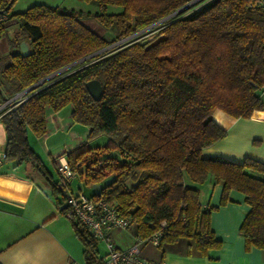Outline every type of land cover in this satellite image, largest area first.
Masks as SVG:
<instances>
[{"label":"trees","instance_id":"obj_1","mask_svg":"<svg viewBox=\"0 0 264 264\" xmlns=\"http://www.w3.org/2000/svg\"><path fill=\"white\" fill-rule=\"evenodd\" d=\"M15 0H0V38L6 21L16 19L15 35L0 70V106L50 74L114 42L129 38L162 20L191 0H84L96 5L92 14L36 4L11 13ZM120 10L107 13V6ZM252 5V6H250ZM91 18L113 39L98 36L81 20ZM150 41L123 44L98 55L61 77L25 94L0 110L5 134L3 163L35 176L60 208L67 186H61L28 141L46 132V110L70 106L73 123L89 129L88 140L107 137L103 147L87 142L65 154L70 170L92 186L113 180L90 197L115 204L118 213L142 239L161 231L157 246L184 241L187 255L207 256L222 243L210 227L214 207H201L198 185L210 180L222 186L220 205L231 190L249 206L239 233L245 250L264 248V163L245 158L234 162L212 158L204 149L223 139L226 130L212 116L249 118L264 111V7L254 0H212L186 17L160 24ZM26 42L27 56L20 53ZM101 85L98 100L85 83ZM220 111V112H219ZM214 114V115H213ZM230 118V119H231ZM116 149L119 162L100 155ZM26 167H29L27 169ZM64 214V210H60ZM164 222V226L160 224ZM84 246V264H101L98 242L71 221ZM129 225V226H130Z\"/></svg>","mask_w":264,"mask_h":264},{"label":"crops","instance_id":"obj_2","mask_svg":"<svg viewBox=\"0 0 264 264\" xmlns=\"http://www.w3.org/2000/svg\"><path fill=\"white\" fill-rule=\"evenodd\" d=\"M81 22L83 24V20ZM8 23L14 29L8 33L9 27L6 28V34L0 38L1 57L7 55L8 39L15 35L17 29L16 19ZM230 118L220 116L215 120L226 130V135L204 149L203 154L234 162L249 158L264 163V111L253 112L249 118ZM76 126L71 121L69 108L58 113L46 110L47 132L39 140L43 141L45 153L52 165L57 164L58 158L66 160L65 154L79 144L87 142L89 145V129L82 125L79 135L73 131ZM68 131L70 139L62 144V154L56 158L57 150L52 153L54 146L50 140L56 134L63 132L66 135ZM29 144L35 151L34 146ZM4 145L5 134L0 124V147ZM56 174L52 173L55 179ZM26 175V171L13 169L9 164L2 162L0 165V264H68L71 261L84 264V246L75 235L71 221L60 212L65 201L58 208L43 181ZM72 180L67 185L69 193H73L70 190ZM197 187L201 207H214L210 213V227L221 241V248L209 250L207 256L200 257L196 254L187 255L184 241L161 248L144 244L140 247V256L161 264H264V248L251 247L245 250L244 239L239 233V227L249 211L244 194L231 190L226 204L220 205V184L208 180ZM116 231L109 233L114 246L125 249L133 243L134 226L121 235H117ZM98 244L100 257L103 253Z\"/></svg>","mask_w":264,"mask_h":264},{"label":"built area","instance_id":"obj_3","mask_svg":"<svg viewBox=\"0 0 264 264\" xmlns=\"http://www.w3.org/2000/svg\"><path fill=\"white\" fill-rule=\"evenodd\" d=\"M254 4L264 7V0H254ZM5 19L6 17L0 14V24ZM24 99L25 95L11 98L0 106V110L6 105L13 104L14 102L17 104ZM4 148V146L0 147V165L4 159ZM55 170L60 185L64 187L76 176V173L70 170L66 160L62 157L58 158ZM65 205L64 217L69 221L80 223L92 238L98 243H103L105 252L100 256L101 264H161L140 256V247L142 245L148 244L152 247L159 245L162 236L161 231H157L144 239L135 237L129 247L120 249L110 241L109 233L114 230H126L130 222L129 219L118 213L115 204L102 198L86 197L81 192L77 194L67 192ZM160 225L164 226V222ZM262 238H264V232H262ZM68 264L82 263L71 261Z\"/></svg>","mask_w":264,"mask_h":264},{"label":"rangeland","instance_id":"obj_4","mask_svg":"<svg viewBox=\"0 0 264 264\" xmlns=\"http://www.w3.org/2000/svg\"><path fill=\"white\" fill-rule=\"evenodd\" d=\"M212 0H191L188 3V6L182 10L181 12H179L178 14L175 15V17L181 18V17H186L188 15H191L195 12H197L198 10L202 9L205 5H207L208 3H210ZM36 4H43V5H48V6H57V7H61V8H66V9H72L75 11H81L83 13H89L92 14L96 11V5H94L93 3H87L84 0H15L12 8H11V13H18L21 12L25 9H27L30 6L36 5ZM120 10L119 7L117 6H107L106 12L107 13H111V12H115ZM83 20V24L85 26H87L90 30H92L94 33L99 34L98 36H104L107 37L108 39H113V34H111V32L109 31H105L96 21H94L91 18H85L82 19ZM164 23V22H163ZM160 24H156L152 27L149 26V28L147 29H143L142 31L138 32L137 34L131 36L130 38L121 41V42H114L111 45V47H109L108 49L104 50L103 52L90 57L80 63H77L65 70H63L62 72L58 73L57 75H55L52 78H57V77H61L63 75H66L72 71L75 70V67L87 60H91L93 58H95L96 56L98 57V55H103L105 53L110 54L116 50H119L120 48H122L123 44L131 43V42H144V41H150L156 34L157 30L159 28H157ZM10 25L8 23V21H6L3 24V28L6 29L8 28ZM13 28L7 29L8 33H12L13 32ZM26 43V42H25ZM5 61H2L0 63V70L1 68L4 66ZM52 78H50L49 80H51ZM42 85V84H41ZM12 97H10L9 99H11ZM19 98V97H18ZM261 101L264 102V94L260 95ZM8 99V100H9ZM3 105V104H2ZM68 108L70 109V106H68ZM68 108H65V111H67ZM220 112V111H219ZM222 113V112H221ZM221 113H216L214 116H212L214 118V120H218V118L220 116H226V114L224 115ZM228 117V116H227ZM82 125L81 124H77V126L73 129L74 133H78L80 135L81 133V129H82ZM70 131V130H69ZM69 131L67 132V134L65 135L63 132H60L58 134H56L55 136H53L51 138L50 141H52V144L54 146L53 152L55 153L56 158L62 154L61 150H63V145L64 143H66V140L70 139V134ZM40 138H36L35 136H33L30 132L28 133V141L34 146L35 152L36 154L39 155V157L41 158L42 162L44 165H47V167H49V169L52 171L53 175L56 174L55 170L53 169V166H55L56 169V165L57 164H53L51 163L50 160H48V155L47 153H45V146L43 144V141L39 140ZM107 141V137L105 135H101L98 136L94 139H91L89 141V146L91 148H95V147H103L106 144ZM100 157L102 159H104L105 157H113L115 158L117 161L122 162L125 161L126 159L124 158V156L122 154L119 153L118 150L113 149V150H108L107 152H103ZM57 176V174H56ZM77 177V176H76ZM70 190L74 193L77 194L78 192H81L83 195H85L86 197H90L92 195L93 189L92 186H89L87 184H85L83 181L79 180L78 178H75L74 180H72L71 182V186H70ZM133 229V226H129L126 231L125 230H117L115 233H117V235H121L123 233H126L127 231H130ZM98 247L101 251V253L105 252V247L103 245V243L99 242Z\"/></svg>","mask_w":264,"mask_h":264},{"label":"water","instance_id":"obj_5","mask_svg":"<svg viewBox=\"0 0 264 264\" xmlns=\"http://www.w3.org/2000/svg\"><path fill=\"white\" fill-rule=\"evenodd\" d=\"M187 6H188V4L184 5L183 7L179 8L178 10H176V11L173 12V13H171V14L168 15L167 17H165V18H163L162 20H160V21L154 23V24L151 25L150 27H152V26H154V25H156V24L162 23V22L166 21L167 19H169V18L172 17V16H175L176 14H178L179 12H181L182 10H184ZM147 28H149V27H147ZM147 28H145V29H147ZM129 38H130V37H129ZM126 39H128V38H126ZM126 39H124V40H126ZM124 40H121V41H124ZM121 41H118V42H121ZM118 42H116V43H118ZM19 47H20V53H21V55H23V56H27L28 53H29L28 45H27L25 42H21ZM109 47H111V45H108V46H106V47H104V48H102V49H100V50H98V51H96V52H94V53H91V54H89V55H87V56H85V57H83V58L77 60L76 62H74V63H72V64H70V65H68V66H66V67H64V68H62V69H60V70H58V71L52 73V74H50L49 76L43 78L42 80L38 81L37 83L31 85L30 87H28V88L25 89L24 91L18 93V94L15 95L13 98H15L16 96H19V95H25V94L29 93L30 91L34 90V89L37 88L39 85L44 84V83L47 82L50 78L54 77L55 75H57L58 73L62 72L63 70H65V69H67V68H69V67H71V66H73V65H75V64H77V63H80V62H82V61H84V60H86V59H88V58H90V57H93V56H95V55H97V54L103 52L104 50L108 49ZM85 88H86L88 94H89L94 100H98V99H99V96H100V93H101V85H100V83H99L96 79H92V80L86 82V83H85ZM112 180H113V177L111 176V177L107 178L106 180H104L102 184H94V185H92V189H93V190H96V191L99 193L100 190H101V188H102L103 186L108 185ZM65 208H66V205L64 204V205L61 207V210H62V209L64 210Z\"/></svg>","mask_w":264,"mask_h":264}]
</instances>
